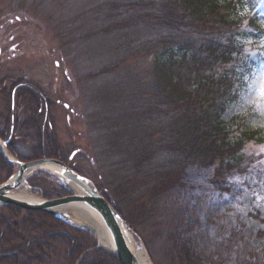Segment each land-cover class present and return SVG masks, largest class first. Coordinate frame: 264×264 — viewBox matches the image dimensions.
<instances>
[{"label": "rangeland", "instance_id": "rangeland-1", "mask_svg": "<svg viewBox=\"0 0 264 264\" xmlns=\"http://www.w3.org/2000/svg\"><path fill=\"white\" fill-rule=\"evenodd\" d=\"M150 5V0H0V123L7 121L11 113V123L19 130L31 127L30 131L35 133L34 127L41 126L42 134L35 135L45 137L44 148L56 151L58 160L80 169L81 175L91 180L101 194H106L112 206L115 207L116 202L122 207L123 214H120L125 222L135 220L136 226L126 223L134 232L135 247L146 252L150 263L264 264V137L261 144L246 146V155L253 157L254 164L257 163L253 168L258 172L231 177L229 193L220 192L219 185L209 182L213 176L209 168H189L182 176L186 182L184 186L152 188L157 182L156 177L160 176L157 170L160 165L154 166L151 161L141 167L140 162L128 159L125 149L133 148L131 136H147L149 129L158 126V115L153 108L149 109V115L141 111L133 120L146 125L147 129L143 130L138 124L131 130L128 128L130 134L123 136H129L125 139L127 147L122 149L124 153L117 151L116 146L108 145L112 139L109 132L115 130L112 118L98 114L107 95L105 89L111 81L127 80V90L117 94L121 102L118 108L125 117L130 114L133 118L136 108L132 107L145 93L140 90L139 81L147 75L152 76L151 55L142 48L147 46L144 43L148 42V32L155 30L151 29L154 26L157 28L160 17L145 23L139 18L140 12L136 14ZM132 15L139 19L134 21ZM161 21L164 22L162 18ZM132 46L135 50L129 54ZM116 63H119L118 68ZM111 67H115L114 71ZM262 81L264 67L250 79L246 77L245 87L237 102L228 109L227 118L252 114L254 119L250 124H264V102L259 96ZM28 89H32L31 93ZM33 93L40 98L35 95L33 100H38L32 102ZM28 101L32 104L28 105ZM38 103L43 105L44 116L38 115L35 123V115L40 111ZM242 124L243 127L249 125L244 121ZM36 137L16 140V149L26 158L34 157L43 149H36L40 144ZM18 141L21 142L17 144ZM105 148L112 149L111 153ZM155 158L161 163L160 156ZM134 163L138 171H144L153 179L145 192L147 197L133 198L139 193L134 184L136 178L130 176ZM14 169L16 173L18 168ZM118 180H122L125 187H132V191H126L130 197L116 190ZM63 183L48 173L35 172L20 188L30 190L37 198H45L50 191L60 193V187L69 190L70 194L59 198L73 195L74 189ZM130 198L135 201L131 206ZM152 205L155 211L152 222L137 221L139 210L151 211ZM3 207L0 206V219H8L14 226H9L4 236L0 234V244L17 239L15 225L28 221L29 229L41 230L42 219H47L13 209L6 211ZM47 215L52 219L47 220L62 223L69 235L91 237V241L86 239V250L75 264L94 263L100 251L108 254L88 230L72 221L64 222ZM53 233L55 235H44L45 249L42 258L36 261L38 264L69 262L70 257L63 253L64 247L68 250V245L53 242L49 246L48 242L57 235L55 231ZM32 247L30 252L34 253ZM3 252L0 251L1 256L10 255ZM8 261L9 257L3 264ZM13 264H22V259Z\"/></svg>", "mask_w": 264, "mask_h": 264}, {"label": "trees", "instance_id": "trees-1", "mask_svg": "<svg viewBox=\"0 0 264 264\" xmlns=\"http://www.w3.org/2000/svg\"><path fill=\"white\" fill-rule=\"evenodd\" d=\"M150 1L152 5L137 11L136 14L140 12L139 18L145 23H151L152 19L156 21L157 17H160L157 28L153 25L151 29L155 30L148 32L150 37L147 34L148 42L146 43L148 44L144 43V46H147L142 48L151 55L152 76L147 75L139 81L138 86L145 93L139 99L138 104L132 107V109L136 108L133 118L130 114L125 117L120 107L118 108L121 102L117 94L127 90L129 87L125 84L127 80L116 79L111 81L109 86L107 85L105 89L107 95L102 100V105H104L98 114L104 113L103 117L112 118L111 122L115 130L109 132L112 139L108 145L109 147L116 146L117 151L124 153L122 149H125L124 146L127 147L125 139L129 136H123L130 134L132 126L138 124L143 130L147 129L146 125L133 120L141 111L149 115V109L153 108L158 115V126L153 130L149 129L151 135L146 132L147 136L139 138L131 136L132 139L129 138V140L133 148L125 149L128 159L133 158L134 162H140L141 167L151 161L154 166L160 165L157 169L160 176L156 177L157 182L153 183L152 188L183 185L186 182H183L182 176L189 168L205 170L209 168L213 171L209 182L216 186L219 185L217 188L220 192L228 191L229 193L228 181L231 177L245 176L252 171L258 172L256 168H253L257 164H254L253 157L246 155V146L251 143H262L264 124H250V120L254 119L252 114L227 118V111L237 102L240 91L245 87L246 77L250 79L255 69L264 63V23L261 17L264 12V0ZM139 18L132 15L134 21ZM115 23L118 22L115 21ZM134 50L132 46L128 53L131 54ZM140 53L142 55V52ZM118 65L119 63H116L115 67L118 68ZM115 67H111V71H114ZM28 90L31 93L32 89ZM33 95L31 101H37L38 98L33 100L37 94L33 93ZM151 96H153L152 103L149 105ZM29 102L28 105L32 104ZM36 105L40 111L35 115L34 122L38 115L40 118L44 116H42V103ZM248 112L250 113V109ZM243 121L248 122L249 125L243 127ZM12 127L14 126L11 123L10 113L9 119L3 124L0 123V138L20 161L59 158L56 151L51 152L44 148L47 141L44 136L37 135L36 137L35 134H42L41 126L34 127L35 133L30 131L31 127L20 128L21 130L16 126ZM33 135L40 142L36 149H43H40L34 157L26 158L16 149L15 141L22 140V137L31 140ZM19 142L21 141L17 144ZM105 151L111 153L112 149L110 151L105 148ZM156 156L161 157V163L160 160L156 162ZM71 166L78 173L81 172L80 169ZM14 168L3 157L0 150V184L13 175ZM126 176L124 174V177ZM130 176L136 178L134 184L139 190L133 198L147 197L145 192L149 188V182H153V179L148 178V174L144 171H138L135 163ZM118 185H115L116 190L130 197L126 191H132V187H125L122 180ZM50 192L51 194H47L46 198L70 194L69 190L61 187L60 193ZM105 198L109 200L107 196ZM133 198H130V206L135 202ZM109 202L111 203V200ZM114 205L116 207L114 208L123 214L122 207L116 205V202ZM153 207L152 205L151 211L139 210L136 216L137 221L152 222V214H155ZM3 209L27 212L29 216L38 214L39 217L50 218L45 213L30 212L14 206H4ZM47 219H42L41 230L39 228L29 229L28 221L19 226L15 225L18 228L17 239L13 242L5 240L0 244V251L10 254L0 255V264L5 263L8 257L9 261L6 264L18 263L19 259H22V264H38L36 261L42 258L41 253L45 249L44 235L51 236L54 231L57 235L55 239L48 242L49 246L53 242L68 245V250L64 247L63 252L65 256L70 257L67 264H75L82 251L86 250L87 240L91 241V237L84 235V238H81L79 235H69V232L62 227V223L52 222L51 218ZM133 221L135 220L132 219V222L130 220L127 223L134 226ZM12 224L10 220L1 218L0 234L3 235L9 226H14ZM3 227L6 229L4 230ZM45 229V234H43ZM74 231L82 233L78 230ZM4 244L9 245L4 246ZM31 246L35 250L34 253L30 252ZM81 246L82 249H80ZM100 252L98 260L91 264H119L112 256L104 251Z\"/></svg>", "mask_w": 264, "mask_h": 264}, {"label": "water", "instance_id": "water-1", "mask_svg": "<svg viewBox=\"0 0 264 264\" xmlns=\"http://www.w3.org/2000/svg\"><path fill=\"white\" fill-rule=\"evenodd\" d=\"M0 148L4 157L18 168L13 176L0 185V206L11 205L27 211H38L49 214L64 222L72 221L67 213L63 212L64 209L72 206L90 209L97 215L110 238L111 251L109 252L105 248L107 253L115 257L120 264H139L136 254L138 249L135 247L133 240V230L117 210L97 190L91 180L80 175L60 160L44 158L21 162L8 152L5 143L1 140ZM35 172H44L55 176L75 189L73 190V195L56 199H27L17 197L14 194L15 191ZM81 228L88 230L83 226ZM88 231L93 234L90 230ZM99 246L101 245L99 244Z\"/></svg>", "mask_w": 264, "mask_h": 264}, {"label": "bare ground", "instance_id": "bare-ground-1", "mask_svg": "<svg viewBox=\"0 0 264 264\" xmlns=\"http://www.w3.org/2000/svg\"><path fill=\"white\" fill-rule=\"evenodd\" d=\"M72 188L71 186H69ZM78 189V188H76ZM75 190V189H74ZM17 197L20 198H37L35 195L31 193L30 190L20 188L16 190L14 193ZM63 212L67 213L68 217L77 225L83 226L86 229L90 230L96 238L100 241V243L106 248L107 251H111V242L110 238L103 228L100 220L97 218V215L90 209L72 206L63 210ZM113 249V248H112ZM137 259L139 264H149V258L145 251L137 250Z\"/></svg>", "mask_w": 264, "mask_h": 264}, {"label": "snow or ice", "instance_id": "snow-or-ice-1", "mask_svg": "<svg viewBox=\"0 0 264 264\" xmlns=\"http://www.w3.org/2000/svg\"><path fill=\"white\" fill-rule=\"evenodd\" d=\"M259 96L262 102H264V81L261 82V87L259 89Z\"/></svg>", "mask_w": 264, "mask_h": 264}]
</instances>
